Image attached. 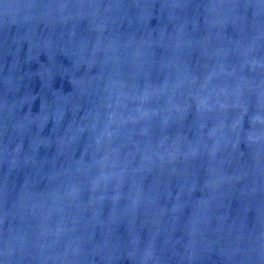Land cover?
<instances>
[{"label": "water", "instance_id": "95a60500", "mask_svg": "<svg viewBox=\"0 0 264 264\" xmlns=\"http://www.w3.org/2000/svg\"><path fill=\"white\" fill-rule=\"evenodd\" d=\"M0 264H264V0H0Z\"/></svg>", "mask_w": 264, "mask_h": 264}]
</instances>
